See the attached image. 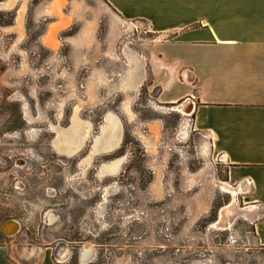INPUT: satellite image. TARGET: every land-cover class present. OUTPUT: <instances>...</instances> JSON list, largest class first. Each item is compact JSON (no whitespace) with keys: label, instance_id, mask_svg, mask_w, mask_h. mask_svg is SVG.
Masks as SVG:
<instances>
[{"label":"rangeland","instance_id":"obj_1","mask_svg":"<svg viewBox=\"0 0 264 264\" xmlns=\"http://www.w3.org/2000/svg\"><path fill=\"white\" fill-rule=\"evenodd\" d=\"M51 1L0 0V229L21 227L8 237L13 257H55L65 244L63 264H82L87 245L96 264H264L258 215L231 213L252 205L225 188L227 168L189 109L158 102L153 35L125 28L100 0H67L71 24L51 45L56 19L41 17ZM141 69L140 87L123 89ZM111 114L121 144L94 155ZM70 134L84 141L74 156L56 149ZM118 160L116 175H102Z\"/></svg>","mask_w":264,"mask_h":264},{"label":"crops","instance_id":"obj_2","mask_svg":"<svg viewBox=\"0 0 264 264\" xmlns=\"http://www.w3.org/2000/svg\"><path fill=\"white\" fill-rule=\"evenodd\" d=\"M65 1L52 0L50 13L41 16L56 19L47 36L69 28ZM100 2L125 28L153 35L149 59L158 102L182 103L177 107L185 115L189 109L190 128L227 168L224 184L255 208L256 234L264 246V0ZM25 13L18 12L13 29H22ZM6 223L0 229V264H59L52 255L30 251L15 259Z\"/></svg>","mask_w":264,"mask_h":264},{"label":"bare ground","instance_id":"obj_3","mask_svg":"<svg viewBox=\"0 0 264 264\" xmlns=\"http://www.w3.org/2000/svg\"><path fill=\"white\" fill-rule=\"evenodd\" d=\"M8 6H10V4H7V7ZM57 11L58 10H57V6H56L55 7V13H57ZM47 42H49L50 44L55 43L54 38L51 35L47 39ZM141 74H143V72H141V71H139V73L138 72H136V73L132 72V74L130 75V77L128 79L127 85H125L123 87V89H126V90L138 89V87H140L141 82H143V79L141 78ZM125 80H127V79H125ZM126 109L128 110L129 108H126ZM176 110L181 112L182 107H176ZM122 139H123V130H122L121 122L119 121L118 118H116L114 115L111 114L108 117V125L104 128L103 136L96 139L94 150H93L94 155L108 154V153L115 151L120 146ZM61 141L56 142V149H58V151L60 153L68 155V156H74L75 154L79 153L80 150L83 148V145H84L83 140H79V141L76 140L75 134H72V135L70 134V136L67 137V139L65 141L63 140L64 142H61ZM91 160L92 159H89L86 162V164H90ZM122 163H123V160H118L111 165L104 166L102 169V175H116L119 172ZM225 186H226L225 188L230 190V188L227 185H225ZM233 194H235V192H233ZM254 212H255V208L253 206H249L245 209L234 210L231 213L234 216V218L237 216H240V215H243L245 217L250 218L253 216ZM226 218H227V216H226ZM228 219H230V218H228ZM6 224H8L9 226L7 225L5 230L11 236L20 233L19 230L21 227L17 221H14V220L8 221ZM229 224L231 225L232 222H229ZM68 251L69 250H68V247L66 245L59 246L57 249V252H58L57 256H59L58 258L60 259L62 257H66L68 254ZM93 255H94L93 248L87 245L84 248V250L82 251L81 261L84 264L89 263V261H91V259L93 258ZM60 260H64V259H60Z\"/></svg>","mask_w":264,"mask_h":264},{"label":"built area","instance_id":"obj_4","mask_svg":"<svg viewBox=\"0 0 264 264\" xmlns=\"http://www.w3.org/2000/svg\"><path fill=\"white\" fill-rule=\"evenodd\" d=\"M19 232H20V230H19ZM11 236V235H10ZM55 261L57 262V263H59V264H63V262L58 258V256H57V254L55 255Z\"/></svg>","mask_w":264,"mask_h":264},{"label":"water","instance_id":"obj_5","mask_svg":"<svg viewBox=\"0 0 264 264\" xmlns=\"http://www.w3.org/2000/svg\"><path fill=\"white\" fill-rule=\"evenodd\" d=\"M60 245H65V244H60ZM93 259V258H92Z\"/></svg>","mask_w":264,"mask_h":264},{"label":"flooded vegetation","instance_id":"obj_6","mask_svg":"<svg viewBox=\"0 0 264 264\" xmlns=\"http://www.w3.org/2000/svg\"><path fill=\"white\" fill-rule=\"evenodd\" d=\"M116 150H117V149H116ZM116 150H115V151H116ZM53 215H54V214H53Z\"/></svg>","mask_w":264,"mask_h":264}]
</instances>
